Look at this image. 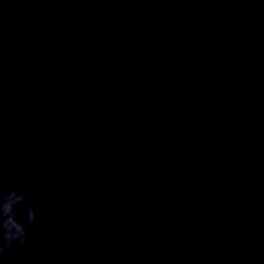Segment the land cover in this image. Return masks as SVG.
<instances>
[{
    "label": "water",
    "instance_id": "1",
    "mask_svg": "<svg viewBox=\"0 0 264 264\" xmlns=\"http://www.w3.org/2000/svg\"><path fill=\"white\" fill-rule=\"evenodd\" d=\"M17 172L6 264H264V0H0Z\"/></svg>",
    "mask_w": 264,
    "mask_h": 264
},
{
    "label": "clouds",
    "instance_id": "2",
    "mask_svg": "<svg viewBox=\"0 0 264 264\" xmlns=\"http://www.w3.org/2000/svg\"><path fill=\"white\" fill-rule=\"evenodd\" d=\"M186 86L183 80L172 85L170 91L177 104L184 103ZM21 181L22 175L17 172L14 182L0 190V264H6L12 251L27 243L30 231L40 230V217L46 215L35 204H25L28 193ZM21 206H25L23 211Z\"/></svg>",
    "mask_w": 264,
    "mask_h": 264
}]
</instances>
